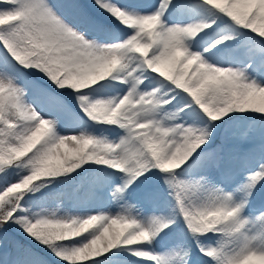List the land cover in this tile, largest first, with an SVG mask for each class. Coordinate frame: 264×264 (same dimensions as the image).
I'll return each instance as SVG.
<instances>
[{
  "label": "snow or ice",
  "instance_id": "obj_1",
  "mask_svg": "<svg viewBox=\"0 0 264 264\" xmlns=\"http://www.w3.org/2000/svg\"><path fill=\"white\" fill-rule=\"evenodd\" d=\"M264 264V0H0V264Z\"/></svg>",
  "mask_w": 264,
  "mask_h": 264
},
{
  "label": "rangeland",
  "instance_id": "obj_2",
  "mask_svg": "<svg viewBox=\"0 0 264 264\" xmlns=\"http://www.w3.org/2000/svg\"><path fill=\"white\" fill-rule=\"evenodd\" d=\"M250 264H258V262H256V261H253V262H250Z\"/></svg>",
  "mask_w": 264,
  "mask_h": 264
}]
</instances>
